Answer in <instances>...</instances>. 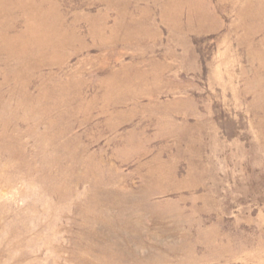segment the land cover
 Instances as JSON below:
<instances>
[{
  "label": "rangeland",
  "instance_id": "rangeland-1",
  "mask_svg": "<svg viewBox=\"0 0 264 264\" xmlns=\"http://www.w3.org/2000/svg\"><path fill=\"white\" fill-rule=\"evenodd\" d=\"M0 264H264V0H0Z\"/></svg>",
  "mask_w": 264,
  "mask_h": 264
}]
</instances>
